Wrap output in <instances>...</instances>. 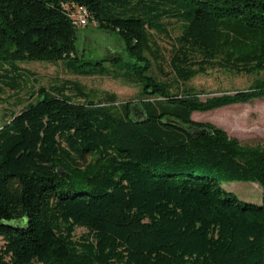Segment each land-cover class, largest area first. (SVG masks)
Returning <instances> with one entry per match:
<instances>
[{"label":"trees","instance_id":"1","mask_svg":"<svg viewBox=\"0 0 264 264\" xmlns=\"http://www.w3.org/2000/svg\"><path fill=\"white\" fill-rule=\"evenodd\" d=\"M79 9L128 59H82ZM173 22L167 61L156 37L170 38ZM31 61L140 93L95 102L67 81L0 128V264H264V142L192 118L264 97V80L206 101L187 87L209 71L264 72V0H0V80L20 89L31 73L19 64ZM221 181L259 184L262 205Z\"/></svg>","mask_w":264,"mask_h":264},{"label":"rangeland","instance_id":"2","mask_svg":"<svg viewBox=\"0 0 264 264\" xmlns=\"http://www.w3.org/2000/svg\"><path fill=\"white\" fill-rule=\"evenodd\" d=\"M170 38L156 37L162 54L169 60L173 40L180 34V26L175 22L169 28ZM76 48L82 59L87 62L127 58L125 47L121 39L114 33L101 32L95 25L89 24L80 28L76 41ZM19 67L31 73L21 81L20 89L12 90L0 80V128L8 125L12 117L18 115L30 104L38 100L37 92L40 88L50 91L52 87L61 86L67 81L77 82L84 86L97 102L106 94L117 97V103L132 102L139 99L140 88L136 85L125 84L107 76H77L72 74L65 62L56 64L48 62H24ZM110 70L114 69L110 63L106 64ZM165 71L167 66L164 65ZM1 69L9 70L8 66H0V75L5 73ZM13 77V74H8ZM264 80V72L259 75H236L230 72L215 70L191 80L187 87L200 94V99L206 101L223 96L233 97L239 92L252 90L257 83ZM82 103V100H75ZM193 120L198 123H209L224 130L230 137L236 138L242 145L257 146L264 142V97L257 98L249 103L235 104L206 113H194ZM223 189L236 197L240 203L257 206L262 205L263 189L259 184L252 182H225L221 181ZM85 231L76 230V237Z\"/></svg>","mask_w":264,"mask_h":264},{"label":"built area","instance_id":"3","mask_svg":"<svg viewBox=\"0 0 264 264\" xmlns=\"http://www.w3.org/2000/svg\"><path fill=\"white\" fill-rule=\"evenodd\" d=\"M75 24L81 28L88 25L87 13L83 9H79L78 13L73 16Z\"/></svg>","mask_w":264,"mask_h":264},{"label":"water","instance_id":"4","mask_svg":"<svg viewBox=\"0 0 264 264\" xmlns=\"http://www.w3.org/2000/svg\"><path fill=\"white\" fill-rule=\"evenodd\" d=\"M135 116L138 120L141 119L143 116V111L141 109H135ZM173 123L178 125V126H181V124L179 122L173 121ZM190 131L193 132V136H195V137H198L199 135L206 133V131H202V132H197V131H193V130H190Z\"/></svg>","mask_w":264,"mask_h":264}]
</instances>
